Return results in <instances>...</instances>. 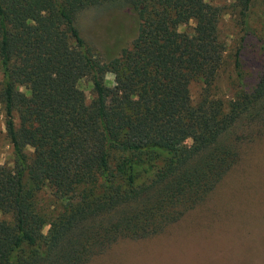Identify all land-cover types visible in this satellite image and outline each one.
Segmentation results:
<instances>
[{
	"label": "trees",
	"instance_id": "1",
	"mask_svg": "<svg viewBox=\"0 0 264 264\" xmlns=\"http://www.w3.org/2000/svg\"><path fill=\"white\" fill-rule=\"evenodd\" d=\"M250 5L235 1L245 21ZM89 7L120 11L129 27L102 53L76 24ZM220 15L205 0H0V101L13 150V166L0 164L9 216L0 219V264H91L200 211L228 218L210 210L214 195L245 153L264 156V44L254 68L236 51L232 92L216 96ZM190 21V32L178 31ZM195 78L204 86L193 103Z\"/></svg>",
	"mask_w": 264,
	"mask_h": 264
},
{
	"label": "rangeland",
	"instance_id": "2",
	"mask_svg": "<svg viewBox=\"0 0 264 264\" xmlns=\"http://www.w3.org/2000/svg\"><path fill=\"white\" fill-rule=\"evenodd\" d=\"M205 1L221 9L219 37L224 41L226 50L213 93L224 97L231 94L236 82V51L245 53L247 58L253 60L264 44V0H251L246 21L235 6L236 0ZM118 12L105 7H89L78 14L77 27L82 37L97 52H103L106 40L112 43L122 37L123 31H129V27L120 22L123 15ZM192 27L193 21L182 23L178 25V31L190 32ZM254 62H248V65L254 68L257 66ZM2 78L0 66V89ZM105 82L112 87L113 74L107 73ZM78 86L84 92L85 101L89 103L93 98L90 79L84 77ZM203 86L201 78L190 81L189 92L193 103L200 99ZM21 89L24 90L23 87ZM0 164L13 166V150L6 136L5 113L1 101ZM50 192L46 186L37 196L41 202L46 203ZM214 196L217 205L210 210L216 211L214 214L218 216L230 214L228 218H212L210 221L200 211L156 240H140L133 244L128 240L119 242L91 264H264V203L260 199L262 196L264 199V156L251 159L250 154L245 153L240 168L237 167L223 181L220 192ZM223 202L226 203L225 208L220 207ZM0 219H9V216L0 211ZM47 229L48 226H45L43 233Z\"/></svg>",
	"mask_w": 264,
	"mask_h": 264
}]
</instances>
